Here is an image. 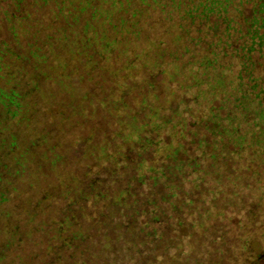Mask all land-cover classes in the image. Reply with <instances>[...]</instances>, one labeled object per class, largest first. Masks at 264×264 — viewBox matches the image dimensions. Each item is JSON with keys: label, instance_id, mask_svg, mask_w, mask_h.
<instances>
[{"label": "trees", "instance_id": "1", "mask_svg": "<svg viewBox=\"0 0 264 264\" xmlns=\"http://www.w3.org/2000/svg\"><path fill=\"white\" fill-rule=\"evenodd\" d=\"M3 1L8 2L10 11L0 18V115L5 117L0 116V124L7 120L11 131L6 134L0 129V208L7 211L5 219L15 222L11 228L5 229L8 233H14V239L18 242L9 246L4 254L1 253L0 242L1 261L13 260L19 264L18 256L30 251L34 256L31 264L46 260L43 248L38 247L37 251L36 243L44 239L50 241L47 233L53 227L35 222L34 217L43 219L58 212L57 224L53 225L59 230L65 222L66 227L59 233L64 234L65 239L61 240L60 236L55 243L60 246L65 240L70 243L61 248V256L53 264L69 263L73 256L72 246L83 242L72 233L76 221H81L80 212L83 209H94L107 203L106 219L109 220L106 228L110 232L133 226L137 234L149 236L150 227L158 226L161 222L173 224L178 221V227L186 223V209L197 197L193 190L207 193L212 187L202 175V170L213 167V162L223 161L229 175L248 172L247 165H251L257 169L256 172L250 170L252 176L260 172L264 176V0L253 4L243 3V0L237 4H233V0H223L225 5L222 0H189L186 6L188 10L185 11L187 19L180 17L182 24L178 27L192 46L186 53L188 60L184 66L193 77V80H188L187 91L176 87L175 77L167 84L163 64L144 68L142 73H138L136 68L141 66L130 51L120 58L116 57L115 44L121 41L113 39L108 42L105 37L108 30L104 26L111 27L116 33L120 24L123 27L129 22L125 18L118 20L104 15L105 12L98 16L93 12L91 19H88L85 13L93 9V3L88 1L81 5L73 18H66L64 14L69 10L66 7L62 9L58 2L52 0ZM150 1L159 3L164 0H134L135 6L128 9L123 8L124 0H118V5L130 20L141 24L140 29H145L150 22L155 23V17L139 21ZM53 6L55 17L48 15L49 8ZM95 18H99L104 25L103 37L99 41L91 38V34L97 35V31L93 25L88 27L87 22L94 23ZM46 19L51 23L50 29L41 31ZM84 21L86 25L81 30ZM11 22L24 25L30 35L31 30L36 33L31 38L27 32L19 34L7 28ZM226 25V39L234 38L230 30L236 28L249 43L243 42L237 46L238 42L241 43V37L227 43L224 41L225 46L219 36L224 37L221 27ZM75 29L81 31L73 37ZM163 29L159 28L160 31ZM164 43L159 38L156 46L160 48ZM70 45L74 54L71 60L66 53V46ZM193 57L194 60L199 57L200 66L197 61H191ZM105 59L113 60V65H104ZM53 66H58L59 73L51 72ZM208 71L213 72L214 84L211 76L207 75ZM58 82L68 83V90L52 92L49 105L44 107L40 94L44 88ZM166 85L173 97L181 95V101L167 98L164 92ZM198 87L209 92V101L205 105L207 114L203 113L202 107L201 111L195 113L189 105L196 104L192 92ZM114 92L118 98L112 102ZM141 93L149 97L135 104V97ZM81 97H91L90 108L95 110L94 117H88L86 105L80 112L78 108L66 106L67 100L76 102ZM160 102L162 104L153 110L150 104L156 106ZM98 106L101 109L97 114ZM111 107L118 112L122 108L127 109L133 114L131 118L118 113L117 123L114 122L112 127L114 131L132 121L140 122V130L133 136L132 144L130 139L116 136L111 146H105L101 156L94 152L87 153L85 148L94 138H108L111 127H107L105 121L110 116L108 110ZM164 125H170L179 134V146L172 157L163 152L172 144L171 135L167 129H162ZM94 126H101L104 130L98 129L97 134L93 132L92 137H87L88 128L93 130ZM20 127L33 129L27 138V149L22 154L16 151ZM70 138H74V141L71 142ZM59 140L62 155H56L58 150L54 144ZM40 153L44 159L38 164L45 178H50L49 192L43 190L37 197L20 204L18 185L27 181L24 164L31 155L34 163H37ZM256 157L261 160L256 161ZM76 158L82 160V166L77 167L73 163ZM238 161L244 165L239 171L234 167ZM110 162H115L117 166L112 172L107 168ZM14 165L17 168L13 173L11 168ZM49 165H60V168L72 173L59 179L51 173ZM190 168L193 170L188 172ZM147 173L154 174L156 178H146ZM220 179L223 180L222 175ZM188 184L192 187L191 192L185 189ZM257 184L260 185L261 181ZM217 186L224 185L219 183ZM116 187L121 188V197L132 198V206L138 213H130L120 204L108 202ZM260 189L264 190V187ZM229 191L226 186L224 191L216 193L212 190L209 194L214 201ZM237 195L247 199V194L243 192ZM36 208L42 210L35 213ZM27 212L34 213L31 217L34 227L29 226L30 234L21 239L22 229L28 227L25 221ZM3 213L0 211V215ZM96 222L94 217L88 220L89 226ZM2 226L0 223V228ZM88 228L92 231L89 239H98L99 235L93 231V227ZM151 240L156 241L153 234ZM145 245H149L146 240L139 252L143 251Z\"/></svg>", "mask_w": 264, "mask_h": 264}, {"label": "rangeland", "instance_id": "2", "mask_svg": "<svg viewBox=\"0 0 264 264\" xmlns=\"http://www.w3.org/2000/svg\"><path fill=\"white\" fill-rule=\"evenodd\" d=\"M39 1L40 0H35V2H39ZM52 1H54L55 3L58 2L60 6L62 7V9L63 7H66L67 10H69V12L66 11V14H64L66 18H73L74 16H76L77 12L81 8V5L86 1L93 3V9L91 10L88 9L85 13L88 19H91L90 17H92L93 12H95L97 16L104 12H105L104 15H111L113 17L121 16L120 13H118V8H119L118 0H116V5L114 4L115 0H52ZM174 1H176V3L182 2V0H174ZM9 11H10V8L8 5V2H4L3 0H0V18L3 15L7 14ZM55 13L56 12L54 10V6L53 8L52 7L49 8V11H48L49 16L55 17ZM44 16L46 17V15ZM95 19L96 21H94V23L89 22V21L87 22L89 24L88 27H92L91 25H93L96 28L95 31H97V35L91 34V38H93V40L99 41L103 37L101 33L103 31L102 27L104 25H103V22L99 18H95ZM85 25H86V21L81 23V30L84 28ZM50 26H51L50 21H47L46 19L45 21H43V26H41L40 30L44 31L46 29H50ZM104 27L105 29L108 30L105 37L108 38V42H111L110 40H112V37L114 36V33L111 31L112 28L108 26H104ZM7 28L16 31L19 34H25L27 32L24 25L17 23V22L9 23L7 25ZM81 30L75 29L76 34H74L73 37L78 36ZM1 31H2V24L0 23V36H1ZM27 33L31 38V36L35 35L36 31L31 30V35L29 32ZM159 37L163 38L166 42V46L163 49H157L155 46L154 42ZM39 38L41 39L40 35H39ZM125 39L126 38H121L118 41H122V42L115 44V49L117 53L116 57L124 54L125 50L130 49V52L138 56L140 59L139 63L141 67L136 68V72L142 73L144 68H152L156 64H163V66L165 67L167 80H170L171 78L175 76H178V79H179L178 83L183 87L187 85V80L191 77V74L184 67L185 66L184 61L188 59L182 58V55L187 50V44L184 39L180 38L179 33L176 32L174 29L169 28L161 35L156 30H148L143 36L136 37V38L135 36H129L126 40ZM5 42H8L7 44L12 43L11 41H5ZM71 47L72 45L66 46V53L70 60L74 57V54L71 52ZM194 59L195 57L192 60ZM113 63L106 62L105 64L104 63L103 64L108 65V67H111ZM57 67L53 66L52 67L53 69H51V72L56 73V74L59 73V70L57 69ZM207 75L211 76L212 84H214L213 72L208 71ZM67 85L68 83L66 82L64 83L58 82L57 85L53 84L51 86L44 88L42 93L40 94V99L42 100L44 107L49 105L50 98H51L49 96L51 95L52 92L58 91V90L67 91L68 90ZM164 91L166 92V95L169 98L171 96V92L167 91L166 87L164 88ZM194 92L199 93V96L201 98L208 97L209 95V92H207L206 89H201V90L195 89ZM148 97H149L148 94L141 93L139 96L135 97V104H137L143 98H148ZM117 98L118 97L116 96L114 92L113 99H111V101L113 102L117 100ZM91 101H92L91 97H81L80 100L76 102H71L67 100L66 106H69L70 108H73V107L78 108L77 111L80 112L83 110V105H86L87 107L86 110H88V113H87L88 117H94L95 110L90 108L92 106ZM160 104H162V102L156 104V106L154 104H150V105L152 109L155 110L157 105H160ZM100 109L101 107L98 106L97 114L99 113ZM202 109L205 110L206 106H204ZM108 111H109L110 116L106 118L105 123L107 124V127H111V130L109 132L110 134H108V138H105V140L103 139V137L94 138L93 142L91 141V143H89L88 146H86L85 148L87 153L94 152L97 155L101 156L103 154V149L105 148V146H111V143L113 142L116 136H119V137L122 136L123 138H128L130 139L129 141L132 144L133 136L135 135L137 130H140V126H141L140 122L138 123L137 121L136 122L132 121L127 126L126 125L119 126V127L117 126L118 127L117 131H114L113 130L114 128L112 129V127H113L114 122L117 123L116 120L119 117L118 113H123L127 117H131V118L133 117V114L129 112L127 109H123V108L120 109L121 112L116 111L112 107ZM0 116L5 119L3 115H0ZM120 119L122 120V118ZM164 126L165 128H162V129H167L168 133L171 135L172 144L170 145V147H166L163 150V152L166 156L172 157L173 152L179 146V137L177 136L179 134L177 132L175 133V131L170 125L168 126L164 125ZM0 129L5 131L6 134L10 133L11 127H10L9 122L7 120L2 121V123L0 124ZM98 129L104 130V128L101 126L99 127L94 126L93 130L92 128H88L87 137H92L93 132L97 134ZM246 130L247 129H245L244 131ZM32 133H33V129L28 128V127H20L19 133L17 135L18 146L16 147L17 148L16 151L18 152V154H22L25 152V150L27 149V138ZM60 141L61 140L56 141L55 144L53 143L54 145H56V148L58 150L56 151V155H62L59 149ZM70 141L73 142L74 138H70ZM262 146H264V140L262 142ZM39 155H41V157L37 163H34L35 161H33V156L31 155L30 158H28L27 162L24 164V169L26 173L25 180L27 181L25 182V184L18 185L17 194L20 199L19 200L20 204L21 202L22 204L28 202L29 200L34 198V196L37 197L38 194L41 193V191L43 190L46 191V193L49 192L47 188H49L50 186V180H49L50 178L49 177L45 178V174L40 169V165L38 163H41V160H43L44 157L42 153H40ZM114 157H115V154L113 155V158ZM52 159H54V151L52 153ZM65 160L66 159H64L63 162H65ZM218 162H216V165ZM73 163L76 164L77 167H79L80 165L82 166L83 164L82 160L79 158L74 159ZM177 164L180 166L179 163ZM213 165L214 166L209 167V169L207 167L202 173V175L205 177V180L207 182H211L212 185L215 184V180H216L215 173H216V170L218 169L217 166H215V162H213ZM16 168L17 166L15 165L12 166L11 169L13 173L15 172ZM107 168L112 172L113 170L116 169V165L115 163L110 162L109 164H107ZM49 170L59 179H64V177H68L72 173V172L70 173L71 170L69 171L65 168H60V165L59 166L49 165ZM192 170L193 169L190 168L188 172ZM84 175L87 176L86 173H84ZM18 177L19 176H17V178ZM147 177L156 178L154 174H148V173H147L146 178ZM14 180L15 179H13V181ZM232 181H233V177H231L227 183L230 184ZM190 187L191 186L189 184L185 185V189H188L191 192L192 187L191 188ZM120 190L121 188L116 187L115 190H113L112 198L108 202L120 204L121 207L129 210L130 213H133V214L138 213L137 210L134 208V206H132V202H133L132 198L126 197V196L121 197L122 191ZM190 192L189 194H191ZM193 192L195 193L196 189H194ZM169 193H170L169 195H171V192ZM231 196L232 195H230V197ZM206 197H207L206 195H199L198 199H192L193 203L191 205V209L193 208V206L202 209L197 214V219H201L204 221L209 219V217L213 215H217L218 213L221 212V210H213V209L210 210V208L208 209L202 208L203 206L201 205L200 202L202 201V199L203 200L207 199ZM226 198L227 196L225 197V199ZM106 204L105 205L100 204L96 206L94 209L90 208L86 210L84 209L81 210L80 212L81 221L80 220L76 221L75 227L72 229V233L75 238L83 242H81V244L77 246L76 245L72 246V252H73L72 260L69 263L65 262L63 264H155L154 259L156 257L155 256L156 253L158 252L157 249L151 248V245L150 246L145 245L143 251L139 252V250H141L140 246L144 242V240L151 242L152 233H150L149 236H146L145 233L137 234L136 233L137 230L134 231L133 226L124 227L123 229H120V231L116 229L110 232L106 228L108 225V220H109L108 218L106 219V215H107L106 214V207H107ZM41 210L42 209L36 208L34 212L37 213ZM0 211H4V213L0 215V223L3 224V226L0 228V242H1L2 249H3V252L1 251V253L4 254L5 251L9 249V246L18 242V240L14 239V236H15L14 233H8V230L5 229V228H11V226L15 224V222L13 221L11 222L10 219L9 220L5 219L6 218L5 214L7 213V211L4 208H0ZM33 215L34 213L27 212L25 221L27 220L28 227L26 229L25 228L22 229L21 231L22 235L20 237L21 239L24 238V236L30 234L29 226L31 228L34 227V225L32 224V219H31V217L33 218ZM57 217H58V212L51 214V215H47L43 217V219H35V217L33 219L35 222H39V224L41 223L46 224V225L49 224L53 227L52 231H49L47 233V237L50 241H45L44 239L43 241L36 243L37 251H38V247H42L43 253L46 258L44 262L39 263V264H53L55 262V259L61 256V250H62L61 248H64L68 244V242L70 243V241L65 240L62 246L56 245L55 240L58 239L60 236H61V240L65 239L64 234H59V233L60 231H63L64 228L66 227L64 226L65 225L64 220H62L61 222H64V224L60 226L59 230L56 229V227L53 224L54 223L57 224V219H58ZM91 217H94L95 219H97V222L95 225L93 224L89 226L88 220ZM84 224H85V227H84ZM193 226L196 227L195 229L198 230V232L200 233L202 232L203 228L199 227V225H197V222H195ZM88 227H93V231L99 235L98 239H94V240L89 239V236H90L89 233L92 231H90ZM154 227L157 228V226H152L151 230ZM194 242H195L194 243L195 249L199 248L202 244L201 242H198V241H194ZM155 244L159 245V243H155ZM189 244L190 243L187 240H185L183 243L184 249H188ZM196 254L202 258H205L202 252L200 253V251H197V249H196ZM18 257L20 261L19 264H31V259L34 257L33 251H30L28 254H20ZM171 257L176 258V255H171ZM168 259L169 258L166 257L163 264H166L168 262ZM0 264H15V263L13 260H3V261L0 260Z\"/></svg>", "mask_w": 264, "mask_h": 264}, {"label": "flooded vegetation", "instance_id": "3", "mask_svg": "<svg viewBox=\"0 0 264 264\" xmlns=\"http://www.w3.org/2000/svg\"><path fill=\"white\" fill-rule=\"evenodd\" d=\"M233 1V4H237L239 0ZM257 1L258 0H243V3L248 2L250 4H253ZM124 3V9H128L129 6V8L135 6L133 4L134 0H124ZM128 3H131V5H128ZM223 3L225 5V1H223ZM223 3H221L222 7ZM188 4L189 0H182L181 3H176V1L174 0H164L163 2L160 1L159 3L150 1L149 7L144 10V16L141 15L139 17V21L141 22V19H143V21H148L155 17V23L150 22L149 26H145V29H140V23L138 24L137 21L130 20L126 15L125 10H121L120 8H118V13H120L121 16H115V19L119 20L125 18V21L129 22L125 23L123 27L120 24L116 33L112 31L113 29L111 30L114 33L112 40H120L121 38L127 39L129 36H135V38L140 37L145 35L148 30H156L161 35L167 29L172 28L179 33L181 39L185 40L187 44V50L182 55V58L188 59L186 53L187 51L192 49V46L189 45L184 35L181 34L178 30V27H180L182 24V22H179L180 17L183 16L185 19H187V16H185V11L188 10V8H186ZM164 5H166L167 7L164 8ZM160 27H164V29L160 31ZM226 30L227 25L221 27V31H223L224 37L220 35L219 38L223 44L224 41L225 43H227L231 40L234 41L239 38L241 39V37H243L241 39V43L238 42L237 46L242 44L243 42L249 43L248 39L242 33H240L239 29L236 28L234 30H230V33L234 38L226 39ZM159 38L163 39L161 37ZM159 38L155 40V46L158 43ZM215 39L217 41V38ZM165 46L166 42L160 48H158L157 46L156 48L163 49ZM202 47L203 45H201L199 49L201 50ZM126 51H130V49L125 50L124 53ZM122 56L123 54L118 56V58ZM134 56L137 58V64L140 65L139 57L136 55ZM192 59V62L197 61V65L200 66L199 57L196 60ZM106 62L113 63V60L105 59L103 63L105 64ZM186 62L187 61L185 60L184 65L186 64ZM170 80H167V84ZM175 80L177 81L175 82L176 87L180 88L181 91H187L186 87L188 86V80H193V77L191 76L187 80V85L184 87L178 83V76H175ZM167 86L168 85L165 86L167 88V91L171 92V90H168ZM195 89L201 90V87ZM192 93L194 94L196 104L189 105L194 110V112L197 113L198 111H201V107L203 108L209 100H207V97L201 98L199 96V93H196L194 91ZM168 99L181 101V95L180 97H173L171 92V96ZM228 99H230V97H228ZM202 111L204 114L208 113L206 109H202ZM255 160L260 161L261 159L256 158ZM248 162L249 161H247V163ZM224 164L225 163L221 160L217 163V165L215 163V166H217L218 168L215 174L217 182L215 180L214 185H212L210 182L212 187L210 190H208L207 193H201L199 190H196L195 193L197 194V197H194L198 199L199 195H206L207 199H202V201L200 202L203 206L202 208H210V210H221V214L218 213L217 215H213L209 217V219L204 221L201 219H197V214L202 209L193 206L192 209L191 207L186 209L187 214L184 215L188 218L183 226L178 227V221L173 222V224H170V222H161L160 224H158L157 228L154 227L152 230L151 226L150 233H152L154 238H156L155 242L151 240V242H153L151 244V248L158 250L154 259L155 264H163L166 257L169 258L167 262L168 264H264V190L260 189V187H264L263 172L259 171L260 173L252 176L251 171L256 172L257 169L256 167L247 165L248 172L242 171L239 173H233V175H229ZM234 167L237 169V171H239V169H242L244 165L241 164V161H238L237 163H235ZM203 172L204 170H202V173ZM221 175L223 177V180L220 179ZM231 177H233V181L228 184L227 182ZM258 181H261L260 185L257 184ZM219 183H221L225 187L227 186L230 191L227 192V194H225L224 196L212 201L210 196L211 194H209L212 190L216 193L219 191H224V186V188L222 186H217ZM239 192H243V194L245 195L247 194V199H244L242 198V196L237 195V193ZM230 195L232 196L230 197ZM226 196L227 198L225 199ZM195 222H197V225H199V227L203 228L201 233L195 229V226H193ZM185 240L190 243L188 249H184L183 247V243ZM194 241L202 243L201 246L196 249L197 251H200V253L202 252L205 258H202L196 254ZM151 242H148V246H150ZM155 243H159V245ZM171 255H176V258H172Z\"/></svg>", "mask_w": 264, "mask_h": 264}]
</instances>
